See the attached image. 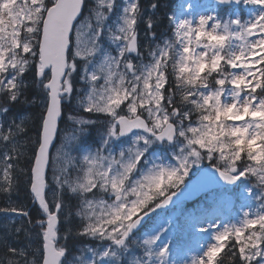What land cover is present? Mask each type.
<instances>
[{
  "label": "snow or ice",
  "instance_id": "snow-or-ice-1",
  "mask_svg": "<svg viewBox=\"0 0 264 264\" xmlns=\"http://www.w3.org/2000/svg\"><path fill=\"white\" fill-rule=\"evenodd\" d=\"M216 2L254 10L161 32L159 0H0V264H264V0ZM205 160L251 204L181 262L138 229Z\"/></svg>",
  "mask_w": 264,
  "mask_h": 264
},
{
  "label": "rangeland",
  "instance_id": "rangeland-1",
  "mask_svg": "<svg viewBox=\"0 0 264 264\" xmlns=\"http://www.w3.org/2000/svg\"><path fill=\"white\" fill-rule=\"evenodd\" d=\"M145 6L149 5L150 3L148 0H142ZM181 6H179L178 10H176L173 14L177 16V18L189 17V18H198L201 14H216L222 18H227L228 16H237L244 19H249L253 13V6L248 5L245 6L243 4L239 5L238 7H228L222 13L218 9V4L216 0H181ZM164 32V30H162ZM74 103V102H73ZM70 113L69 108H66L65 111V118L64 120L67 121V116ZM65 127L70 128V122L66 125L65 123L62 124L61 132L64 131ZM59 141H57V144ZM53 150V155H54ZM154 155L156 157H162L166 161H170L174 163L175 161L171 159V154L166 153L164 149H160L159 151H155ZM211 164L207 160L203 161L200 165L194 166L189 175L186 179L192 177L197 173V171L202 168L204 164ZM206 166V165H205ZM254 183V182H253ZM250 187V182L247 180H243L239 185L234 187H219L216 188L205 195L200 196L193 203L197 201L199 204L204 206V203L208 200L207 195L209 198L214 200L215 210L207 216H203L200 219H196V226L198 229H208L207 231H202V236H199V232H193L188 228H180L175 240H179L183 238L184 241L190 242L189 250L182 249L181 244L174 242L172 240L173 232H174V224L179 222V214L183 211V209L187 206V202H182L169 210L156 214L149 222V229H147L144 235H154L156 233H162L160 239V245L163 246L165 244L171 243L176 247L179 246L180 248H170L171 251V258L178 260V261H190L191 256L193 254H197L203 251L201 245L206 246L208 243L212 241V237L215 233V228L210 227L212 225H220L221 227L229 222H235L240 218L241 212L243 209H246L247 206L251 204V197L248 195V188ZM194 188V184H191L188 189ZM191 209V205H189ZM210 207L213 209V205L210 204ZM210 209V210H212ZM205 211V213L209 212ZM186 215V213H184ZM197 215V214H195ZM229 216V217H228ZM228 217V218H227ZM100 244L99 241H93L89 243H85L80 246V249L92 246L98 247ZM195 245V246H194ZM197 247V248H196ZM76 250L75 254H79V250Z\"/></svg>",
  "mask_w": 264,
  "mask_h": 264
},
{
  "label": "trees",
  "instance_id": "trees-1",
  "mask_svg": "<svg viewBox=\"0 0 264 264\" xmlns=\"http://www.w3.org/2000/svg\"><path fill=\"white\" fill-rule=\"evenodd\" d=\"M180 1L181 0H159L160 9L157 15L161 18V21H162L159 31L161 32L162 30H164V32L167 31V20L165 19V16L169 13L173 14L176 10H178L179 6L182 5ZM43 108H44V104L42 102V97H41L37 99L36 104L24 105L17 110L19 116H22V117L27 116L31 118L32 130L30 132V135L32 136L33 140L35 139V136H36L35 125L39 123V114L41 111H43ZM30 155L31 154L29 153V156ZM21 167L25 168V164L23 162L21 163ZM26 171L27 169L25 168V172ZM26 184H27V177L24 176L22 177L21 187L18 190V192L14 194L13 199L25 205H28L29 208H32L33 206L30 200V196H29L27 188L25 187ZM3 201H4V197H0V206L3 205ZM0 223H3V221ZM20 242L26 243V241L23 240V237H21Z\"/></svg>",
  "mask_w": 264,
  "mask_h": 264
},
{
  "label": "water",
  "instance_id": "water-1",
  "mask_svg": "<svg viewBox=\"0 0 264 264\" xmlns=\"http://www.w3.org/2000/svg\"><path fill=\"white\" fill-rule=\"evenodd\" d=\"M209 170H206L202 175H200V177L198 178L199 180L201 178L205 179L211 186L213 185H219L220 183H227L226 181H224L222 178H220L218 176L219 173H217V171H215L214 167H209ZM183 196H179L178 199L173 197V200L170 204L177 202L180 198H182Z\"/></svg>",
  "mask_w": 264,
  "mask_h": 264
}]
</instances>
